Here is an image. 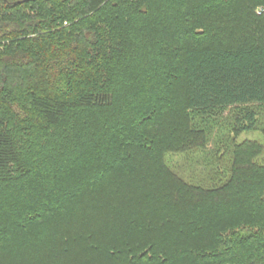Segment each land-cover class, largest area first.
I'll use <instances>...</instances> for the list:
<instances>
[{"label": "trees", "instance_id": "16d2710c", "mask_svg": "<svg viewBox=\"0 0 264 264\" xmlns=\"http://www.w3.org/2000/svg\"><path fill=\"white\" fill-rule=\"evenodd\" d=\"M259 8L0 0V264H264L261 146L208 189L166 161L231 109L252 129Z\"/></svg>", "mask_w": 264, "mask_h": 264}, {"label": "rangeland", "instance_id": "374dc122", "mask_svg": "<svg viewBox=\"0 0 264 264\" xmlns=\"http://www.w3.org/2000/svg\"><path fill=\"white\" fill-rule=\"evenodd\" d=\"M259 11L260 8L258 15ZM252 109L256 112L252 129L243 130L250 122L231 109L221 116L207 146L186 153L168 154V166L186 183L204 189L219 187L232 176L235 147L245 142L261 146L253 163L264 166V107Z\"/></svg>", "mask_w": 264, "mask_h": 264}, {"label": "built area", "instance_id": "2783aa9c", "mask_svg": "<svg viewBox=\"0 0 264 264\" xmlns=\"http://www.w3.org/2000/svg\"><path fill=\"white\" fill-rule=\"evenodd\" d=\"M259 12H260V14L264 13V8H260V11Z\"/></svg>", "mask_w": 264, "mask_h": 264}]
</instances>
